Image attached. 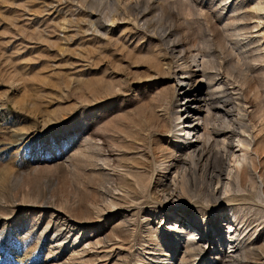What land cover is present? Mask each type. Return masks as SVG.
Returning a JSON list of instances; mask_svg holds the SVG:
<instances>
[{
	"label": "rangeland",
	"instance_id": "obj_1",
	"mask_svg": "<svg viewBox=\"0 0 264 264\" xmlns=\"http://www.w3.org/2000/svg\"><path fill=\"white\" fill-rule=\"evenodd\" d=\"M263 140L264 0H0V264H264Z\"/></svg>",
	"mask_w": 264,
	"mask_h": 264
},
{
	"label": "bare ground",
	"instance_id": "obj_2",
	"mask_svg": "<svg viewBox=\"0 0 264 264\" xmlns=\"http://www.w3.org/2000/svg\"><path fill=\"white\" fill-rule=\"evenodd\" d=\"M222 3V2H221ZM232 9V8H231ZM232 11V10H231ZM238 16V15H237ZM237 16H235V17H237ZM233 17V16H232ZM241 17V16H240ZM110 19V18H109ZM113 19V18H112ZM236 19V18H235ZM233 21V20H232ZM232 21H230V25L232 26ZM225 22V21H224ZM235 22H236V20H235ZM239 22V21H238ZM237 23V22H236ZM229 24V23H228ZM234 25H235V23H234ZM229 26V25H228ZM230 26V27H231ZM244 26V25H243ZM234 28V27H233ZM236 28V27H235ZM240 28V27H239ZM226 29V28H225ZM224 29V30H225ZM241 29V28H240ZM234 30V29H233ZM233 30H231V31H233ZM245 30V29H244ZM226 31H227V29H226ZM230 31V30H229ZM228 32V31H227ZM221 34V33H220ZM229 34V33H228ZM235 34V33H234ZM238 34V33H237ZM207 47V46H206ZM180 52H182V51H179V53ZM180 59V58H179ZM203 60V59H202ZM170 61V60H169ZM202 62V61H201ZM208 62V61H207ZM206 62V63H207ZM179 63V62H178ZM205 63V66H207L208 67V65ZM182 65H184L185 66V63L184 62H181L180 64H179V67L180 66H182ZM183 67V66H182ZM207 67H205V68H207ZM212 67V66H211ZM202 68H204V66L202 67ZM186 69V68H185ZM208 69H212V68H208ZM186 71V70H185ZM212 71V70H211ZM209 72V71H208ZM204 73V72H203ZM208 74V73H207ZM209 75V74H208ZM214 75V74H213ZM210 76V75H209ZM212 76V75H211ZM215 76V75H214ZM209 79V78H208ZM213 79V78H212ZM209 81V80H208ZM237 103V102H236ZM254 115V114H253ZM243 118V117H242ZM245 118V117H244ZM243 118V119H244ZM175 119H177V120H180L181 119V114H179V113H176V117H175ZM240 120H241V118H239ZM245 121V120H244ZM241 122V121H240ZM242 124V123H241ZM244 124V123H243ZM245 125V124H244ZM246 127V126H245ZM245 127H243V129L245 130L246 128ZM241 130V129H240ZM186 133H190V130H186ZM252 136V135H251ZM264 141V140H263ZM250 142L251 141H249V140H247L246 138H242V148L244 149L243 151H247L248 150V148H249V145L251 146V144H250ZM261 142V141H260ZM197 151V149H194L193 150V152H196ZM195 154V153H194ZM197 155V154H196ZM198 155H200V156H198V158H200L201 157V154H198ZM197 160V159H196ZM217 175V174H216ZM219 178V177H218ZM182 179V178H181ZM187 179V178H186ZM183 181V180H182ZM219 180H217V182H218ZM184 182H185V179H184ZM187 183V182H186ZM181 185H184V184H181ZM213 191H211V193H212ZM212 196H213V194H212ZM214 197V196H213ZM108 200V199H107ZM110 203V202H109ZM111 209V208H110ZM101 210V209H100ZM76 239V238H75ZM57 241H62L63 239L61 238V240L60 239H56ZM260 254V253H259ZM257 256V255H256ZM260 263V262H259Z\"/></svg>",
	"mask_w": 264,
	"mask_h": 264
}]
</instances>
